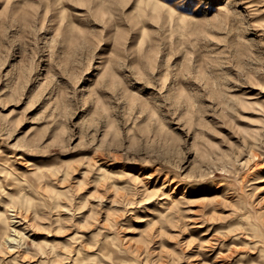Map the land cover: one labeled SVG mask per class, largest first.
<instances>
[{
  "label": "rangeland",
  "instance_id": "rangeland-1",
  "mask_svg": "<svg viewBox=\"0 0 264 264\" xmlns=\"http://www.w3.org/2000/svg\"><path fill=\"white\" fill-rule=\"evenodd\" d=\"M0 213V264H264V0H0Z\"/></svg>",
  "mask_w": 264,
  "mask_h": 264
},
{
  "label": "bare ground",
  "instance_id": "bare-ground-1",
  "mask_svg": "<svg viewBox=\"0 0 264 264\" xmlns=\"http://www.w3.org/2000/svg\"><path fill=\"white\" fill-rule=\"evenodd\" d=\"M7 222L8 218L6 217V215L0 213V239H3L5 242H9L10 240H12V238L8 234H6Z\"/></svg>",
  "mask_w": 264,
  "mask_h": 264
}]
</instances>
